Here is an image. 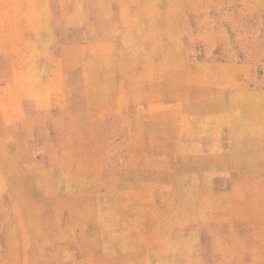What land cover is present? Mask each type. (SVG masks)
I'll list each match as a JSON object with an SVG mask.
<instances>
[{
  "label": "rangeland",
  "instance_id": "374dc122",
  "mask_svg": "<svg viewBox=\"0 0 264 264\" xmlns=\"http://www.w3.org/2000/svg\"><path fill=\"white\" fill-rule=\"evenodd\" d=\"M0 264H264V0H0Z\"/></svg>",
  "mask_w": 264,
  "mask_h": 264
}]
</instances>
